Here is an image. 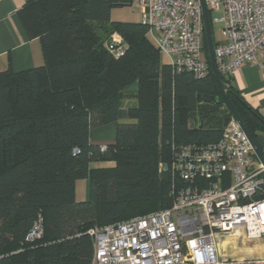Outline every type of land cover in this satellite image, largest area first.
<instances>
[{
    "label": "trees",
    "instance_id": "trees-1",
    "mask_svg": "<svg viewBox=\"0 0 264 264\" xmlns=\"http://www.w3.org/2000/svg\"><path fill=\"white\" fill-rule=\"evenodd\" d=\"M132 1L28 0L17 10L43 63L0 70V264H91L87 231L168 208L182 184L168 168L172 146L216 142L231 118L223 101L202 99L219 95L205 41V74L175 71L145 25L111 18ZM113 36L124 47L119 57ZM220 78L256 141L264 117ZM127 96L135 104L118 121ZM113 122V143L101 150L90 142L91 129ZM79 179L90 182L86 200L75 198ZM39 221L41 234L31 239Z\"/></svg>",
    "mask_w": 264,
    "mask_h": 264
},
{
    "label": "built area",
    "instance_id": "built-area-1",
    "mask_svg": "<svg viewBox=\"0 0 264 264\" xmlns=\"http://www.w3.org/2000/svg\"><path fill=\"white\" fill-rule=\"evenodd\" d=\"M134 2L165 62L202 77L207 65L199 0ZM204 3L212 31L218 25V38L211 37L219 75L230 79L242 64L264 61V0ZM112 43L119 57L124 47L118 36ZM168 168L182 182L173 187L171 205L89 229L91 264H264V257L234 258L221 249L227 237L264 238V165L236 120L231 116L216 142L173 145ZM40 234L39 221L29 236Z\"/></svg>",
    "mask_w": 264,
    "mask_h": 264
},
{
    "label": "crops",
    "instance_id": "crops-1",
    "mask_svg": "<svg viewBox=\"0 0 264 264\" xmlns=\"http://www.w3.org/2000/svg\"><path fill=\"white\" fill-rule=\"evenodd\" d=\"M28 0H0V70L11 69L22 71L43 63L41 46L38 38H29L17 10ZM162 58V57H161ZM232 85L244 97L249 105L264 117V61L260 58L256 63L242 64L230 78ZM136 89V83L129 85L124 91ZM134 98L122 99L118 109V121L128 120L127 109L134 105ZM116 134V122L91 129L89 140L93 144L106 145L113 143ZM259 148L264 153V133L256 138ZM93 167L110 166L112 162H95ZM76 186V183H75ZM89 180L82 183V194L77 200H86L89 195Z\"/></svg>",
    "mask_w": 264,
    "mask_h": 264
},
{
    "label": "rangeland",
    "instance_id": "rangeland-1",
    "mask_svg": "<svg viewBox=\"0 0 264 264\" xmlns=\"http://www.w3.org/2000/svg\"><path fill=\"white\" fill-rule=\"evenodd\" d=\"M140 9L136 6L134 0L129 5L116 6L111 10V18L118 21L133 22L139 21ZM212 37L214 40L218 38V25L212 31ZM165 61L164 58H161ZM92 165H94L92 163ZM85 179L76 180L75 194L80 197L82 194V183ZM227 243L230 247L227 249ZM221 249H225L226 253L234 258L242 257H264V238L254 241H241L240 238L235 236L227 237L221 243Z\"/></svg>",
    "mask_w": 264,
    "mask_h": 264
},
{
    "label": "water",
    "instance_id": "water-1",
    "mask_svg": "<svg viewBox=\"0 0 264 264\" xmlns=\"http://www.w3.org/2000/svg\"><path fill=\"white\" fill-rule=\"evenodd\" d=\"M199 2H200L201 10H202V17H203V23H204V37H205V44H206V49H207L208 62H209V66H210V70H211L213 79L215 81V84H216L218 92H219V95H203L202 99L204 102H209V103L221 102V101H223L225 103L228 110L230 111L231 116L239 124L241 130L243 131V133L247 137L249 143L251 144V147H252V150H253L255 156L261 162V164L264 165L263 152L259 148L257 142L252 138V136L247 131L242 120L240 119L239 115L237 114L236 110L234 109L230 100L227 97L226 85L221 80L220 75H219L217 68H216V64H215V58H214V52H213V42H212V37H211L210 26H209L208 15H207L205 3H204V0H199Z\"/></svg>",
    "mask_w": 264,
    "mask_h": 264
}]
</instances>
